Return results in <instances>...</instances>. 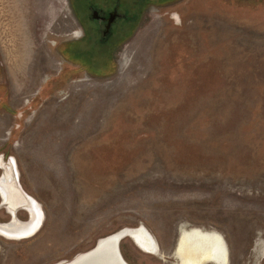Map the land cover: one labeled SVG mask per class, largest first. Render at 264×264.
I'll return each instance as SVG.
<instances>
[{
    "label": "rangeland",
    "instance_id": "obj_1",
    "mask_svg": "<svg viewBox=\"0 0 264 264\" xmlns=\"http://www.w3.org/2000/svg\"><path fill=\"white\" fill-rule=\"evenodd\" d=\"M142 2L92 68L67 48L69 0H0V159L44 213L37 235L0 237V264H68L139 228L158 255L126 237L128 264H178L194 230L264 264V0Z\"/></svg>",
    "mask_w": 264,
    "mask_h": 264
},
{
    "label": "bare ground",
    "instance_id": "obj_2",
    "mask_svg": "<svg viewBox=\"0 0 264 264\" xmlns=\"http://www.w3.org/2000/svg\"><path fill=\"white\" fill-rule=\"evenodd\" d=\"M14 165V160H11L10 163H5L3 159H0V170L4 171L0 178V195L3 198L4 206L10 213L14 214V223L10 225L0 224V235L10 240H26L41 230L44 213L36 200L24 195L16 186L14 187L15 183H17L16 175H13ZM19 210H24L30 214V222L25 223L17 219L16 212ZM116 234L126 235L125 237L134 239L136 244L144 251L152 252L157 250V243H155L145 228L123 229ZM116 234L101 240L100 243L104 245L100 247L101 249L91 253L88 258L83 254L74 262L76 264H119L116 260L115 246L119 235L117 236ZM180 244L177 255L180 259L179 264H206L215 263L216 261V263L225 264L227 262L226 249L218 255L211 250L212 246H222L224 248L220 237L212 233L202 232L201 230L191 231V233H187L182 238ZM87 259L91 260V262H87ZM74 262L72 261L68 264H73ZM123 262L128 264L124 258Z\"/></svg>",
    "mask_w": 264,
    "mask_h": 264
},
{
    "label": "flooded vegetation",
    "instance_id": "obj_3",
    "mask_svg": "<svg viewBox=\"0 0 264 264\" xmlns=\"http://www.w3.org/2000/svg\"><path fill=\"white\" fill-rule=\"evenodd\" d=\"M140 2L141 0H69L71 13L80 33L75 42L67 44L69 52L74 51L75 54H83L84 56L78 54L77 58L82 57L79 60L84 63V66L88 64L92 68L103 67V65L106 67V64L114 58L117 49L131 38L137 28L135 27L133 31L131 30V25L137 18V12L139 21H137L136 26L139 25ZM142 3H144L143 10L151 4H155V2L152 3L150 0H143ZM1 198L0 195V211L3 210L9 219L3 222L0 221V223L6 224L9 222L10 224V212L6 210ZM29 217L27 214L25 221H29ZM0 237L5 238L1 235ZM132 241L137 245L134 240ZM224 249H226L225 245L224 248L222 246H212L211 248L216 255L223 252ZM144 252L158 255V247L156 251ZM176 255H178V250ZM225 264H228V257Z\"/></svg>",
    "mask_w": 264,
    "mask_h": 264
},
{
    "label": "water",
    "instance_id": "obj_4",
    "mask_svg": "<svg viewBox=\"0 0 264 264\" xmlns=\"http://www.w3.org/2000/svg\"><path fill=\"white\" fill-rule=\"evenodd\" d=\"M1 199H3V198H1ZM10 217H11V223H14V216H13V214H10ZM30 219H31V217H29ZM10 223V224H11ZM183 230H185V229H183ZM181 233V232H180ZM117 236L119 235V234H116ZM115 235V236H116ZM126 235H119L118 236V238H117V241H116V243H115V246H116V260H117V262H119V264H124V262H123V257H122V254H121V250H120V243H121V241L124 239V238H126L125 237ZM179 239H180V237H179ZM104 240V239H103ZM178 243H179V241H178ZM102 245H104V244H102V243H100V241H98V243L95 245V247L91 250V251H89V252H87V253H85L84 254V256L85 257H89L90 256V254L91 253H93V252H95V251H97L98 249H101L100 247L102 246ZM177 247H178V245H177ZM177 249V248H176ZM175 258L178 260V264H179V262H180V259H179V257H177V255H176V250H175ZM74 262V261H73ZM87 262H91V260L89 261V259H87ZM73 264H76V262H74Z\"/></svg>",
    "mask_w": 264,
    "mask_h": 264
}]
</instances>
